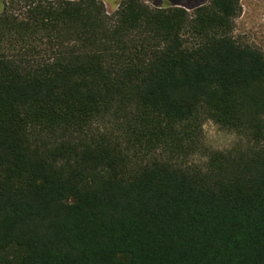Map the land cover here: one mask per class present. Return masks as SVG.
Wrapping results in <instances>:
<instances>
[{
  "label": "trees",
  "instance_id": "obj_1",
  "mask_svg": "<svg viewBox=\"0 0 264 264\" xmlns=\"http://www.w3.org/2000/svg\"><path fill=\"white\" fill-rule=\"evenodd\" d=\"M240 12L3 1L0 264H264V51ZM205 121L237 143L206 149Z\"/></svg>",
  "mask_w": 264,
  "mask_h": 264
},
{
  "label": "rangeland",
  "instance_id": "obj_2",
  "mask_svg": "<svg viewBox=\"0 0 264 264\" xmlns=\"http://www.w3.org/2000/svg\"><path fill=\"white\" fill-rule=\"evenodd\" d=\"M120 0H104V7L107 13H114L119 7ZM144 2V0H141ZM146 4L151 8L163 7L166 4L179 5V8L192 14L194 9L200 6L203 0H147ZM9 2L6 1L7 6ZM241 12L236 19L235 33L241 40L256 45L264 51V0H240ZM0 4V11H1ZM14 14L21 15L23 9L15 8ZM238 141V136L233 132L219 127L211 121H205L203 124V143L208 150L225 151L231 149ZM196 164H202L205 158L197 155L192 158Z\"/></svg>",
  "mask_w": 264,
  "mask_h": 264
},
{
  "label": "flooded vegetation",
  "instance_id": "obj_3",
  "mask_svg": "<svg viewBox=\"0 0 264 264\" xmlns=\"http://www.w3.org/2000/svg\"><path fill=\"white\" fill-rule=\"evenodd\" d=\"M3 1H4V0H0V4H1V6H2V4H3ZM102 1H103V3H105L104 0H102ZM120 1H121V0H120ZM120 1H119V3H120ZM208 1H209V0H203L202 3H201L200 5L206 4ZM119 3H118V4H119ZM144 3L149 4L147 0H144ZM149 5H150V4H149ZM179 5H180V4H178V3L176 2L175 4H166V5H164L163 7H154V8L165 9V8H169V7H179Z\"/></svg>",
  "mask_w": 264,
  "mask_h": 264
}]
</instances>
